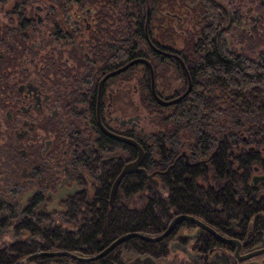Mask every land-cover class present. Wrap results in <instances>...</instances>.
<instances>
[{
	"label": "flooded vegetation",
	"instance_id": "1",
	"mask_svg": "<svg viewBox=\"0 0 264 264\" xmlns=\"http://www.w3.org/2000/svg\"><path fill=\"white\" fill-rule=\"evenodd\" d=\"M94 14L75 0H0V264H264V253L244 258L264 249V215L254 231L244 216L216 228L193 217L222 243L154 210L153 200L168 203L161 183L175 166L212 154L168 138L154 153L138 80L152 101L173 99L156 95L142 63L104 78L134 59L105 63Z\"/></svg>",
	"mask_w": 264,
	"mask_h": 264
},
{
	"label": "trees",
	"instance_id": "2",
	"mask_svg": "<svg viewBox=\"0 0 264 264\" xmlns=\"http://www.w3.org/2000/svg\"><path fill=\"white\" fill-rule=\"evenodd\" d=\"M175 1L75 3L95 13L92 38L106 49L107 65L146 59L156 95L161 96L159 86L161 94L173 99L160 106L150 99L147 80H138L141 103L152 113L154 153H166L168 138L195 147L198 156L212 154L205 166H175L161 183L169 189L168 203L153 200L154 210H162L163 216L179 213L203 219L212 228L244 216L254 231L264 215V181L251 184L253 172L264 175V52L248 58L229 49L228 38L241 19L233 0H179L190 8L198 30L187 33L174 49L170 23L176 19L166 13L173 12ZM137 67L147 76L145 68ZM207 185L217 190L195 188ZM161 221L154 219V232Z\"/></svg>",
	"mask_w": 264,
	"mask_h": 264
},
{
	"label": "rangeland",
	"instance_id": "3",
	"mask_svg": "<svg viewBox=\"0 0 264 264\" xmlns=\"http://www.w3.org/2000/svg\"><path fill=\"white\" fill-rule=\"evenodd\" d=\"M233 2L241 19L239 25L233 27L231 31L228 47L235 54L256 58L259 52H264V0H233ZM172 11L170 13L176 14L179 18L170 23L175 33L174 49H178L187 33L197 31L198 27L192 22L190 8L181 4L179 0L175 1ZM136 71L140 72V68L137 67ZM169 72L168 75L171 73ZM172 84L174 86V82ZM124 89L130 90V85ZM145 122L143 120L141 124L144 126ZM253 175L259 176L261 173L257 170L253 172Z\"/></svg>",
	"mask_w": 264,
	"mask_h": 264
},
{
	"label": "water",
	"instance_id": "4",
	"mask_svg": "<svg viewBox=\"0 0 264 264\" xmlns=\"http://www.w3.org/2000/svg\"><path fill=\"white\" fill-rule=\"evenodd\" d=\"M136 63H142V64H144L148 68V72H149V76H150V84H151V87H152L153 86V74H152L151 67H150L149 63L146 60H144V59H134L131 62L127 63L124 67H122V68L118 69L117 71H114V72L106 75L104 78H107V77H109V76H111V75H113L115 73H119L122 70H124L125 68H127L128 66H131V65L136 64ZM155 100H156V102L158 104H160L162 106L169 105V104H172L174 102L173 100L172 101H169V102H163V101L157 99L156 96H155ZM116 138H118V139H120L122 141H125L127 143H130L131 145H133L134 147H136L138 149L139 153H140L139 147L134 142L129 141V140H126V139H123V138H119V137H116ZM260 180H261V176L256 177V179H253L252 184H255V181H260ZM178 220H186V221L192 222V223L200 226L206 232H208L210 235H212L214 238H216L217 240H219L222 243H229V242H231V241H229L227 239H224L220 235L216 234L212 229H210L206 225L202 224L201 222H199L195 218H193L191 216H188V215H177V216H175L170 221L169 226H171V224H173L174 222H176ZM162 236L163 235H161L160 237H162ZM261 253H264V249H262V250L260 249V250L253 251V252L249 253L248 255H246L244 258H252L254 256L261 255ZM250 264H257V263L251 262Z\"/></svg>",
	"mask_w": 264,
	"mask_h": 264
}]
</instances>
